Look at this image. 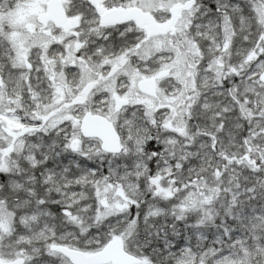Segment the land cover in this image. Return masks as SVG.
<instances>
[{"label": "snow or ice", "instance_id": "6c2138e0", "mask_svg": "<svg viewBox=\"0 0 264 264\" xmlns=\"http://www.w3.org/2000/svg\"><path fill=\"white\" fill-rule=\"evenodd\" d=\"M0 264H264V0H0Z\"/></svg>", "mask_w": 264, "mask_h": 264}]
</instances>
